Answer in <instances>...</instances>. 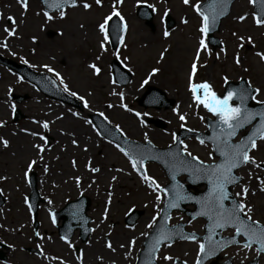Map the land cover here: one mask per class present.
<instances>
[{"label": "rangeland", "instance_id": "1", "mask_svg": "<svg viewBox=\"0 0 264 264\" xmlns=\"http://www.w3.org/2000/svg\"><path fill=\"white\" fill-rule=\"evenodd\" d=\"M201 1L203 0H190V5L198 4ZM84 2L89 3L91 8L85 10L82 7ZM113 2L114 0H102V6H97L95 0H77L76 8H66L65 17L61 19L57 16L60 20L52 23L43 16L39 0H28L27 11L22 9L17 0H0V41H4L7 36L4 32L5 27L17 28L15 36L9 37L10 41H14V44L10 45V41H6L8 47L5 51L0 50V54L14 58L16 55L22 56L29 60L37 71L45 70L41 65L54 68L61 75L63 80L61 83V79H59L61 85L64 88L67 86L69 92L74 91L77 96L83 97L80 110L52 101L39 93L33 85L18 79L14 72L0 66V122L6 125L0 127V137L8 141L7 147L0 144V177L4 178L0 179V192H3V196H5V203L0 208V240L12 246L8 252L7 264H45L44 258H40L44 261L42 262L37 255L23 249L34 246V242L31 241L33 231L29 225L31 219H29L30 215L24 201V196L28 195V189L25 188L28 183L24 173H29L27 165L33 160L35 164L31 171H35L39 195L45 199L38 215L39 232L48 241L46 239L44 241L45 255L50 254L61 258L64 264L81 263L77 260L76 250H70L66 244L56 240V229L47 220V209L62 207L67 199H74L80 194L89 196L92 201L89 215L93 220L91 222L93 227L91 238L89 236L92 239L90 244H98L110 255L107 262H104L99 258L102 252L97 250L98 255L93 254L94 262L90 264H134L141 243L137 244L135 241L134 246L137 244L139 247L133 254L124 256L122 252L119 257L115 256L121 248L126 247H121V245H128L129 241L135 239L134 236H130L131 233H127L128 237L127 240L125 238V242L119 240L113 245V248H116L115 252L107 250L108 242L105 240L115 235L120 236L119 227L123 229L126 226L124 216L131 208L143 210L144 214L140 218L141 223L143 218H147V223H149L151 217L156 215L157 210L161 207L162 198L158 203L155 197L157 194L162 196V193L153 192L151 189H148V193H146V189L142 187L144 184L140 181L136 171L132 170L130 177L114 173V175L119 174L120 177L115 180L111 179L113 174L104 170L90 171V168L100 170V167L107 166L111 162L106 160V155L103 154L107 145L111 146L110 150L116 152V158L111 163L117 165L118 168L122 165L121 161L123 160L125 168L128 169L131 166L118 147L101 137L92 123L88 124V128L94 132L97 138L94 144L86 143L83 138H81L80 144H73L72 138L68 137L67 141L70 145L58 148L54 146L51 136H53L52 132L58 129L57 120L65 121L68 117H73L79 123H86L85 121L90 120V115L103 113V119L115 128L119 126L126 138L144 142L146 141L145 134H147V141L157 147H165L172 143L173 133L175 134L181 128V124L184 127L204 131L206 129L205 118L210 116L202 106L197 107L194 104L188 90V75L194 59L197 63L194 83L207 81L213 90L220 94L224 78L233 81L246 78L253 87L260 90L259 94L255 95V101H264V61H261L256 55L257 52L264 54V26L255 24L252 18L253 7L249 0L234 1L230 14L224 19L219 32L216 33L222 43L221 47L216 48L215 51H212L210 46L207 49H201L198 59L196 52L199 48V41L201 38L205 39V35L202 36L199 32L200 17L190 5L183 4L182 0H123L117 10L120 11L126 22L127 31L117 57L132 73L130 83L123 87L112 82L110 67V61L114 55L112 50L105 44L107 50L102 51L99 45L103 41V37L96 38L90 34V30L96 29V25L102 22L103 17L110 14ZM141 3L151 5L152 9L155 8L153 28L136 16V8ZM165 12L174 20L172 28L167 29L165 26ZM241 15L246 16L244 21L238 19ZM9 16L15 17V25L8 23L7 17ZM182 21H187V23ZM56 28L61 31L59 35L54 30ZM47 29L54 31L56 36L48 37L45 32ZM73 29L78 31L77 37L72 36ZM165 31L169 33L167 37L164 36ZM238 37H244V40L241 41ZM249 37L251 43H248ZM156 39L159 41L156 42ZM44 41H48L49 43L46 44L49 45L43 43ZM241 43H243V47L239 46ZM221 48L224 51H221ZM161 53H163V58H161ZM98 56L99 60H97ZM237 56L240 58V64L235 62ZM18 57L16 58L19 59ZM93 63L101 68L99 75H94L92 69L88 67ZM153 68L159 69V71L155 75H150ZM145 80L148 81L147 84L143 83ZM141 85H152L159 88L167 98L175 100L174 107L167 110L139 107L135 98L140 97L145 90ZM113 92L124 93L123 103L128 105L131 109L130 112L120 107L121 101L118 96L111 94ZM11 93H26L28 99L16 104L9 98ZM84 101H87L88 108L84 107ZM109 104L114 107H107ZM13 106L19 107L18 109L26 116L15 123L11 121L10 116ZM174 109L176 111H173ZM137 112L141 113L139 119L133 114ZM72 113L77 115L74 116ZM181 114L186 117L185 121L179 120ZM122 117L130 118L129 125L123 122ZM201 117L204 119L201 120ZM151 118L161 119L166 127L158 129L147 123V120ZM140 119L144 121L143 125L140 123ZM33 121L47 122L49 127L44 129L39 123ZM132 123L137 127L136 130ZM69 125L70 127L65 128L68 134L77 131L71 123ZM29 133L43 135L45 140H40L37 135L33 136ZM19 134L28 137L25 143L29 145L32 152L22 154L21 157H17L16 154L14 157L10 146L13 145V139H16ZM240 136L241 134L237 138ZM33 145H41L45 150L38 152ZM184 145H187L188 151L192 155L204 162L216 159L214 156H210L212 151L206 143L201 145L196 139L190 138L184 141ZM22 146L24 149L26 145L23 143ZM69 149L71 150L70 155H66L63 159V163L67 164L69 168V174L67 177L66 175L57 176L62 170V167L56 166L61 162L57 156L65 151L68 153ZM250 155L258 162L264 161V141L258 140L257 148L250 152ZM243 168L246 170V175L249 172L254 173L251 180L245 184L250 189L246 200L253 209L252 219L264 224V193H261V185L256 179L257 176L264 178V170L255 169L251 165L243 166ZM129 170L131 171V168ZM129 170L127 172H130ZM146 170L147 174L155 179L161 187L168 182L160 166L149 163ZM240 173L244 181L246 175L244 172ZM40 177H42V181ZM77 178H79V183H77ZM235 188L240 191L238 186ZM107 205H110L107 212H102ZM178 222H186L185 227L189 231L203 233L204 220L200 218L187 222V217L184 214L172 213L169 224ZM138 223L139 221L126 228H134L139 225ZM231 233L232 230H226L223 234L230 235ZM99 234H103L101 243L95 241ZM72 240L74 244L75 241L80 243L77 241L76 233ZM162 248L158 256L169 255L182 260V264L185 262L194 264L195 262L197 251L195 243L174 241L171 247ZM78 251L82 256H85L82 249ZM257 256L258 264H264V254L258 255L255 247L241 249L232 246L221 253L219 262L231 258L233 263H241V261L245 263ZM61 260L57 259L55 264H60ZM157 262L158 264H171V261L160 259H157ZM0 264L3 263L0 262Z\"/></svg>", "mask_w": 264, "mask_h": 264}, {"label": "snow or ice", "instance_id": "2", "mask_svg": "<svg viewBox=\"0 0 264 264\" xmlns=\"http://www.w3.org/2000/svg\"><path fill=\"white\" fill-rule=\"evenodd\" d=\"M183 4L190 5V0H182ZM256 0H249L250 4H254ZM262 5L260 16L253 15V20L257 26H264V0H259ZM17 3L27 11L28 0H17ZM42 3L50 9H55L59 12V17L63 19L66 15L65 9L76 8L78 6L77 0H42ZM123 3V0H114L110 14L103 17L102 22L98 24L99 32L103 35V41L100 43V49L106 51L105 44L107 43L108 36V25L109 21L113 17H119L123 24V16L120 11H118V6ZM226 0H213V3L208 7L212 9V14L209 15L207 10L202 11L199 4H191L190 6L200 17V28L199 32L203 35H206L211 27L215 25L218 16H223L226 13L225 7ZM97 6H102V0H95ZM82 7L85 10L91 8V5L87 2L82 4ZM149 7H152L149 5ZM218 9V11H217ZM155 11V8H153ZM167 15V12H165ZM43 16L46 20L51 21L54 19L53 15H50L48 11L43 12ZM240 21H244L246 16L241 15L238 17ZM7 20L15 25V20L12 16L7 17ZM187 23V21H182ZM126 30V25L123 26ZM4 32L7 34V37H12L15 35V27H5ZM169 33L164 32V36L167 37ZM235 35V33H233ZM239 40L243 41L244 37H238ZM121 43H123V37H121ZM248 43H251V38H248ZM243 47V43L239 45ZM0 47H7V44L3 41H0ZM207 45L205 39L201 38L199 41V48L196 52V58H199L200 50L206 49ZM221 51H224L221 48ZM115 54V53H114ZM256 55L260 58L261 61H264V54L257 52ZM161 58H163V53H161ZM23 59V58H21ZM100 57H97L99 60ZM235 62L240 64V58L237 56ZM26 63V61H25ZM45 67H47L45 65ZM92 69L94 75H99L101 68L96 64H89L88 66ZM49 72H52V68H47ZM159 69L153 68L150 75H155ZM197 73V63L194 59L191 64V70L188 75V90L192 95V100L197 107L202 106L208 113L213 117L217 118L214 127L213 135L207 137L206 139L210 141L213 145V150L210 153V156H218L219 160L213 161L212 163H205L198 159V157L192 155L187 148V145H183L182 150L178 149L175 153L169 152L167 156L171 160L170 171L174 174L172 179L175 180L176 176L180 172H187L194 180H206L208 183V191L202 197L195 198L187 195L183 191L182 184H175L172 192H169L165 187H161L155 179L150 177L146 171H144V161L148 157L141 154L139 157L133 155V152L126 151L124 148L117 145L118 150L128 158L129 163L133 171H136L141 180L144 182L147 188L151 189L153 192L163 193L165 196H170L166 202L163 203V207L159 208L156 212V215L151 217V221L146 224L148 229H153L157 217L163 216V220L166 222L170 217L168 210L177 209L180 207V202L187 200H194L195 203L199 206V210L192 216V220H195L197 217H206L207 224L205 226V234L202 237H197L195 233L183 232L182 226L177 225L169 229L166 226V223H162L159 228L156 229V235L153 237L152 244L148 250L149 259L147 264H155L157 259L163 261H171V264H177V259L169 255L158 256L161 246L171 247L172 242L179 238L184 241L192 242L197 244L196 259L194 264H204L205 261H208L210 258L215 257L218 252H221L230 246H237L241 249H252L255 246V251L257 254L264 253V224L253 220L251 213L253 209L248 205L246 197L249 194V187L243 184V177L237 176L235 170L242 168L243 166L251 165L255 169L264 170V161L258 162L250 152L257 148V141H264V111L260 112H251L246 107H244V102L249 98L247 90L239 91H227L225 95L218 96L217 93L213 90L212 86L207 82L194 83V77ZM59 79V76L57 74ZM115 83V81H112ZM61 83L63 80L61 79ZM147 84L148 81L143 82ZM225 83L227 79L225 78ZM143 86V85H141ZM250 87V85H249ZM65 92H69L67 86L64 88ZM255 93L259 94V89L253 90ZM71 96L77 97L78 99L83 100V97L77 96V93L72 91L69 92ZM112 95L119 97L121 104L120 107L125 111H131L127 104L123 103L124 93L123 92H113ZM238 99L239 104L233 106L231 101L233 99ZM255 99V96L251 97ZM258 103L264 104V101H258ZM84 107L88 108L89 105L87 101H84ZM107 107L112 108L114 105L109 104ZM15 107L13 106V111ZM173 111H176L175 109ZM138 119L141 117V113H133ZM72 115H77L72 113ZM103 116V113H100ZM259 118L258 124L254 127V130L251 131L247 137L241 138L238 142H233V137L237 135L239 129L244 128L246 125L251 124L253 120ZM107 119V117H105ZM186 117L184 115H179L180 121H185ZM204 118L201 117V120ZM34 123H39L40 126L44 129H48L49 125L47 122H38L33 121ZM88 124H91V121H85ZM140 123L143 125L144 121L140 119ZM6 126L4 123L0 122V127ZM181 127H184L181 124ZM218 129V131H217ZM116 131L123 135V132L116 127ZM192 131V129H188ZM30 135L36 136L37 133H29ZM40 140H45L43 135L39 136ZM174 144H182V141L178 140L176 135L173 133L172 136ZM145 140L147 141V134H145ZM199 143L201 145L205 144V138H199ZM73 144L76 143L75 140L72 141ZM111 143V141H109ZM0 144H3L4 147L8 146V141L0 137ZM37 148L38 152H43L45 148L41 145H33ZM182 151V154H181ZM190 157V159H186ZM35 161H31L27 167L29 170L32 169ZM90 171L97 172L98 168H90ZM120 171V169H117ZM25 177L28 176V172L24 173ZM253 173L249 172V179L252 178ZM0 179H4L0 177ZM113 180L116 177L112 178ZM257 181L260 183V191L264 192V178L257 176ZM77 183H79V178H77ZM229 186H238L240 188L239 192H236L234 195L229 191ZM111 195V194H109ZM0 196H3V192H0ZM158 203L161 202V195L157 194L155 197ZM27 203V199L25 200ZM51 203V201H49ZM31 211V208H29ZM107 212V208L105 209ZM51 215V214H50ZM191 222V221H190ZM53 223H55V218L53 217ZM232 230L231 235L228 238L220 236V232L223 230ZM219 230V231H218ZM36 236H40L39 232L34 233ZM144 236H148L149 233H142ZM69 248L72 247L71 243L68 241L66 236H61ZM3 243V241H0ZM135 245V239L129 241L128 248L131 250ZM9 247H12L9 245ZM41 246L38 244L37 248ZM106 247L112 249L111 243L107 244ZM124 247V245H121ZM114 250V249H112ZM41 256H44L43 251L40 252ZM45 259H48L47 256H44ZM80 259L81 257H77ZM51 259H58L57 257H52ZM60 264H64V261H60ZM186 264V262H185ZM243 264V261H241Z\"/></svg>", "mask_w": 264, "mask_h": 264}, {"label": "water", "instance_id": "3", "mask_svg": "<svg viewBox=\"0 0 264 264\" xmlns=\"http://www.w3.org/2000/svg\"><path fill=\"white\" fill-rule=\"evenodd\" d=\"M233 0H226V3H225V7H226V13L225 15L223 16H218L217 20H216V23L214 26L211 27V30L208 32V39H209V43L212 44L213 47H216V46H219V41L218 39L214 38L213 37V33L214 31H217L218 30V27L220 25V22H221V19L224 18L228 12H229V9H230V4L232 3ZM213 3V0H207L206 2L202 3L200 5V8L202 11L204 10H207V13L209 15L212 14V9H210L208 6L210 4ZM256 4V10L259 12V15H260V12H261V8H262V5L260 4L259 0H256L255 2ZM218 11V9H217ZM140 17L142 18H145L146 19V22L148 24H150L152 26V23H151V19H152V13H146V14H143V13H140L139 14ZM172 25V21L171 19L168 20V27H170ZM121 32V27L118 28V30L116 31L115 35H114V39L115 41L113 40V44H114V47L116 46V41L117 39L119 38V34ZM126 82V81H125ZM246 89L247 90V93H248V96L249 98L247 100H245L244 102V107H246L249 111L253 112H260L264 109V105H251V100H252V96L254 94V89L249 87V85L247 84V82L242 79L241 81L237 82V83H233V82H228L226 85H225V91H224V95L227 93V91H239V90H244ZM144 97H151V102L148 103H144L145 106H152V107H155L157 109L163 107V108H170L174 101L172 99H169L167 100L165 98V95L162 91H160L159 89L155 88V87H152V86H149L148 89H147V92L145 94ZM222 97V96H221ZM233 100H236L237 104L240 103V101L238 99H233ZM142 104V103H141ZM236 104V105H237ZM235 106V105H234ZM20 116H17L16 118H19ZM217 118H215V121H210V126H211V133H210V136L213 135V127H214V124L216 122ZM155 122L159 127H162L164 126L159 120H156V121H153ZM209 124V122H208ZM258 124V122L256 123ZM247 126V125H246ZM243 129V128H242ZM242 129H239V130H242ZM238 130V131H239ZM254 128L251 130L253 131ZM218 131V129H217ZM250 131V132H251ZM249 132V133H250ZM248 133V134H249ZM248 134L244 137H247ZM201 138H207V137H210L209 135H206V134H199L197 135ZM183 137V133H179L178 134V140L181 141V138ZM119 143L120 145L122 146H125V141L124 139L120 138V137H116L115 138ZM146 146L148 147H151L150 144H146ZM179 144H176V146L174 147H171V151L173 153H175L179 148ZM127 148V147H125ZM129 151V149H127ZM160 152H166L167 150H159ZM134 156H136L134 153H133ZM146 160H156L157 162H159L160 164L163 165L164 169L166 170L167 172V175L170 179V183L165 187L169 192H172L173 189H174V186L175 184H177L178 182L175 180L172 179V175L174 174L172 171H170V162H169V159L168 157L166 156L165 158H158V157H151V158H147L145 159ZM182 172H180L179 174H181ZM183 173H186L187 174V180L190 182L189 185H183V191L189 195V196H192V197H195V198H199V197H202L206 194V192L208 191V183L206 180H194L191 176H189V174L187 172H183ZM178 174V175H179ZM178 175L176 176V178L178 177ZM206 184V188L204 191L202 192H199L198 194H192L188 191V189L190 187H196L197 185H201V184ZM34 184V182H33ZM180 184V183H179ZM33 189H34V186H33ZM170 199V196H166L165 198V202ZM32 201L34 203V205L37 204V198L35 196L32 197ZM88 199L86 197H80L78 200L76 201H72L70 203H68L61 211V213H58L57 214V217H61L63 218V223L71 226L70 228V231L72 232V230H74V228L76 227V223L79 222V221H83V224L82 226H87V222H88V219L86 218V215H85V212L87 210V207H88ZM189 203H193L195 205V209L194 210H188V209H185L184 206L186 204H189ZM172 210H180V211H184L186 214H188L190 216V218H192L193 215H195V213L199 210V206L195 203L194 200H187V201H182L180 202V207L177 208V209H170L168 210V213L170 215V212ZM141 214V212H138V211H132L126 220H129V223H133L135 221V219ZM85 218V219H84ZM206 219V217H203ZM168 221V220H167ZM167 221L165 222L163 220V216L161 215L159 217V220L157 222V224L154 226L153 230H152V233H156V229L159 228V226L162 224V223H166V226H167ZM206 224H207V219H206ZM205 224V226H206ZM177 225H180L182 226V229L184 228V224H177ZM175 225V226H177ZM205 226H204V229H205ZM168 227V226H167ZM173 226L171 227H168L169 229H171ZM219 231V230H218ZM88 232V230H87ZM183 232L185 234H187V232L184 231L183 229ZM87 234V233H86ZM85 234V235H86ZM84 236V235H83ZM152 236V235H151ZM153 237V236H152ZM228 238V237H226ZM179 239V238H177ZM150 241V236L147 238V240L145 241L144 243V246L146 247L145 249V252L143 253L144 254V257H143V260H144V264H147V261L149 259V255H148V250L151 246L152 243L149 242ZM219 257V252L217 253V255L214 257L215 258V261H213L211 264H217V259ZM142 258V257H141ZM141 258L138 262V264H141ZM213 258V257H212ZM257 260L255 261H252L251 263L249 264H256ZM156 264V263H155ZM227 264H230V261L228 260L227 261Z\"/></svg>", "mask_w": 264, "mask_h": 264}, {"label": "bare ground", "instance_id": "4", "mask_svg": "<svg viewBox=\"0 0 264 264\" xmlns=\"http://www.w3.org/2000/svg\"><path fill=\"white\" fill-rule=\"evenodd\" d=\"M77 33L78 31L76 30H72V36H75L77 37ZM90 34L93 36V37H101L102 34L99 32V28L96 27V29H91L90 30ZM159 40L156 39V42H158ZM123 119V122L126 124V125H129V121H130V118L128 117H122ZM128 123H127V121ZM72 125V127L76 128L77 131L76 132H70L68 134V131H66V127L69 126L70 127V124ZM56 125L58 127L57 130L53 131L52 132V141H53V145L56 146L57 148L60 147V146H66V145H70L67 141V138L68 137H71L72 140H75L76 141V144H80V140L81 138H83V140L88 143V144H94L96 141H97V138L95 137V134L88 128V124L86 123H79L78 120L74 119L73 117H68L65 121H60V120H57L56 121ZM132 126L135 128V130L137 129V127L132 123ZM163 138V137H162ZM17 139V141H16ZM16 139H13V145L10 146V150H12V155L14 157H16V154H17V157H21L22 154H28V153H31L32 152V149L29 147V145H27V143H25L27 140H28V137L26 135H23V134H19ZM82 140V141H83ZM26 145L23 149V146L22 144L23 143ZM109 147H111L110 145H107L105 147V149L103 150V154L106 155V160H110L112 162V160H114V158H116V152L115 151H112L109 149ZM69 152L67 153L65 151V153H59L57 152L58 154V159H60V163L59 165H56L57 167H62L61 169V172H59V174H57V176H64L69 174V168L67 166V164L63 163L64 162V157H66V155H70L69 153L71 152V150L69 149L68 150ZM64 152V151H63ZM92 153V152H91ZM109 162V164L107 166H103L102 168L100 167V170L99 171H105L107 173H110L112 175V178L113 177H116L117 179H119V174H125L127 176L130 175V173L127 172V168H125V166L123 165L124 164V161L122 160L121 162V166L120 167H116L117 165H114L113 163ZM55 166V167H56ZM117 169H120V171H117ZM241 172H244L245 175H246V170H241ZM114 173H119L117 175H114ZM254 174V173H253ZM130 177V176H129ZM111 178V179H112ZM248 180H251L249 179V176L248 174L246 175V179H244L243 183L246 184ZM148 189V188H147ZM234 192H239L238 191V188H234ZM145 219V220H144ZM137 221H139V225H137L136 227L132 228V229H128V228H120L119 227V232H120V236H114L113 237V243L111 244L112 247L113 245L116 244L117 241L119 240H124L123 242H125L127 240V233H131L130 236H134L135 237V241L137 244H139L144 235H142V233H146L148 228L146 227V224H147V218H143L142 219V223H141V219L138 218ZM96 238H98L97 240H95L96 242L98 243H101V236L99 235L98 237L96 236ZM126 238V240H125ZM91 241V240H90ZM134 246L131 250H129L128 248V245L127 244H124V248H121V252L119 251L118 253H114L116 257H119V254L121 255V253L123 252L124 256L126 254H133L135 252V250L138 249L139 245ZM77 246H79V244L77 243ZM85 246L86 249H85ZM81 248L84 250L85 252V260H86V263L87 264H90V263H93L94 261L92 260V256L93 254H97L98 251L102 252L101 255H100V260L102 261H106L108 258H109V254H108V251L104 250V249H101L98 244H90V242L88 244H85L84 246L82 245ZM163 249V248H161ZM98 250V251H97ZM112 251H116V248H114V250ZM98 255V254H97ZM123 256V255H122Z\"/></svg>", "mask_w": 264, "mask_h": 264}]
</instances>
